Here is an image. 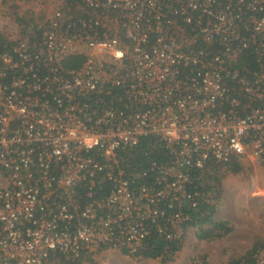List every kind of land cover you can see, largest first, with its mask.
Instances as JSON below:
<instances>
[{"label": "built area", "instance_id": "2783aa9c", "mask_svg": "<svg viewBox=\"0 0 264 264\" xmlns=\"http://www.w3.org/2000/svg\"><path fill=\"white\" fill-rule=\"evenodd\" d=\"M66 2L38 37L4 36L0 264L133 256L153 229L182 239L192 168L264 167V0ZM147 137L168 158L139 169Z\"/></svg>", "mask_w": 264, "mask_h": 264}, {"label": "rangeland", "instance_id": "374dc122", "mask_svg": "<svg viewBox=\"0 0 264 264\" xmlns=\"http://www.w3.org/2000/svg\"><path fill=\"white\" fill-rule=\"evenodd\" d=\"M61 0H0V33L21 39L22 26L13 22L12 5L32 25L42 24L59 7ZM2 24V26H1ZM241 172L220 169L219 181L212 182L210 201L216 205L215 219L228 220L233 231L214 240H200L197 229L183 230V248L172 263L167 264H228L245 256L258 242L264 244V167L243 163ZM261 189L262 192L254 193ZM96 264H162L161 259H141L120 250H106L96 257ZM84 264H93L86 262Z\"/></svg>", "mask_w": 264, "mask_h": 264}, {"label": "trees", "instance_id": "16d2710c", "mask_svg": "<svg viewBox=\"0 0 264 264\" xmlns=\"http://www.w3.org/2000/svg\"><path fill=\"white\" fill-rule=\"evenodd\" d=\"M67 1L61 8L64 10L72 9L73 12L78 3L81 4V0H65ZM13 12L18 16L15 18L16 22L22 26V34L29 36L30 39L38 37L40 34V25L34 23L32 25L31 20L26 16L20 15L18 7L12 5ZM15 15V16H16ZM15 43L12 39L6 38L0 34V52L8 51L13 48ZM85 58L82 55L71 56L65 60V67L69 69H75L81 67ZM254 65L252 57L250 60ZM137 150L140 151L141 157H137V160H133L135 167L139 169L148 168L153 160L160 162H166L168 154L166 149L159 144L158 139L155 137H147L143 139ZM136 150V152H137ZM146 152L148 154L146 155ZM138 156V155H137ZM223 168L215 159H210L206 162V165L202 168H192L191 176L193 183L191 185V191H194L195 199L197 201L196 206H192L190 202L184 200L182 204L176 205V210H182L184 214L189 216V219L184 224L185 228L194 227L197 229V238L200 240H214L227 236L233 231V226L228 220H216L214 215L216 212V205L210 201L209 195L212 188V182L219 181V171ZM244 166L240 162L234 161L229 163L225 170L233 173L243 171ZM193 188V189H192ZM199 193V195L197 194ZM257 242L253 248L243 257L232 260L228 264H256L254 259V252L259 246L264 247V244ZM183 238L175 240H167L161 236L155 229L152 230L151 235L143 241L140 250L133 255V257L141 259H161L162 264L172 263L176 260L177 255L183 248ZM260 247V248H261ZM96 264L92 259L88 262ZM60 262L62 264H71L70 262L63 261L61 257ZM74 264V263H73ZM201 264V263H198Z\"/></svg>", "mask_w": 264, "mask_h": 264}, {"label": "crops", "instance_id": "0c3cea01", "mask_svg": "<svg viewBox=\"0 0 264 264\" xmlns=\"http://www.w3.org/2000/svg\"><path fill=\"white\" fill-rule=\"evenodd\" d=\"M1 26H2V24H1ZM1 34V33H0ZM2 35V34H1ZM262 192V190L261 189H258V190H256L254 193H257V194H259V193H261ZM263 193V192H262ZM84 264V263H83Z\"/></svg>", "mask_w": 264, "mask_h": 264}]
</instances>
